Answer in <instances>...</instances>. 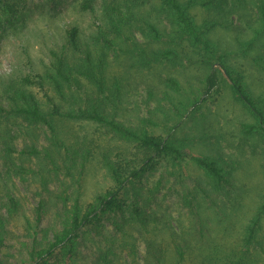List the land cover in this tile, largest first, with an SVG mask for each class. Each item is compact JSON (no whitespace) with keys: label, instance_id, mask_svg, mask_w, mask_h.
Wrapping results in <instances>:
<instances>
[{"label":"trees","instance_id":"obj_1","mask_svg":"<svg viewBox=\"0 0 264 264\" xmlns=\"http://www.w3.org/2000/svg\"><path fill=\"white\" fill-rule=\"evenodd\" d=\"M126 1L102 0L106 20L98 26L99 34L120 32L123 15L119 7ZM159 1L167 8L169 22L198 48L209 68L196 93L190 92L177 103V115L181 118L200 108L220 83L218 68L234 96L255 118V124H242V130L264 137L262 107L224 64L208 36L216 29L229 30L232 24L226 23L227 17L243 16L248 1ZM251 1L257 8L256 31H264V0ZM26 3L0 0L12 27L23 25L29 17L30 9L19 8ZM81 8L93 12L89 1L82 2ZM194 10L205 14L201 23ZM148 20L143 22L148 38L159 41L157 25ZM99 34L87 41L78 25H66L61 45L50 49L54 60L44 76L29 63L27 75L0 77V248L16 240L21 254L17 264H81L84 251L89 264H122L128 257L131 264H137L135 232L146 240L145 264H264V196L234 240L229 233L220 242L210 241L201 230L179 233L172 221L159 218L150 191L147 195L141 183L160 161H189L215 193L230 185L231 172L218 158L188 149L173 135L174 128L159 134L147 127L155 125L148 118L134 124L119 116L124 77L110 71L106 48L100 45L110 40ZM155 54L171 57L176 52ZM75 122L90 124L95 130L90 134L70 130L68 123ZM93 166L103 170L110 186L86 200L84 183ZM26 191L38 197L34 207H26ZM16 222L21 223V236L8 228L16 227ZM140 229L152 234L151 238Z\"/></svg>","mask_w":264,"mask_h":264},{"label":"rangeland","instance_id":"obj_2","mask_svg":"<svg viewBox=\"0 0 264 264\" xmlns=\"http://www.w3.org/2000/svg\"><path fill=\"white\" fill-rule=\"evenodd\" d=\"M85 1L92 4L93 12L81 8ZM247 1L249 5L243 16L227 17L226 23L232 24L229 30L216 29L208 36L224 64L238 75L246 91L264 112V31H256L259 29L257 8L255 3H250L251 0ZM57 3L59 0L51 3L27 0L26 5L19 8L30 9L29 17L23 25L15 23L13 27L6 21L0 6V77L27 75L30 65L44 76L54 60L50 49L61 45L66 25H78L87 41L99 34L98 26L106 20L102 0H63L56 9ZM126 5L119 7L123 15L120 32L100 33L110 40L108 44L100 41V45L106 48L110 71L121 72L124 77V101L119 107V116L134 124H140L141 118H148L155 125L148 124L147 127L159 134L166 128H174L173 135L188 149L218 158L231 172L230 185L221 193H215L203 173L192 163L166 158L153 173L142 179L141 185L147 195L150 191V202L159 218L172 221L176 232L193 234L201 230L210 241L216 238L217 242L229 233L234 240L264 196V137L246 134L242 130V124H255V118L234 96L229 82L218 68V87L197 111L180 118L175 106L190 92L196 93L209 68L198 48L193 47L169 22L167 8L159 0H127ZM194 13L196 21L201 23L205 14L199 10ZM146 20L157 25L161 34L159 41L148 38L143 26ZM167 50L176 54L171 57L163 54L157 57L155 54ZM68 126L70 130L82 133L90 134L95 130L94 126L80 122L68 123ZM109 186L103 170L93 166L84 183V197L91 200ZM24 194L26 207H34L38 197L30 191ZM20 224L16 222V227L8 228L21 236ZM140 231L151 238L152 234ZM261 233L264 237V219ZM133 237L136 262L145 264L146 240L135 232ZM18 249L16 240L6 241V245L0 248L3 264H17L21 258ZM87 261L88 254L84 251L79 263L89 264ZM122 264H131L130 258H125Z\"/></svg>","mask_w":264,"mask_h":264}]
</instances>
